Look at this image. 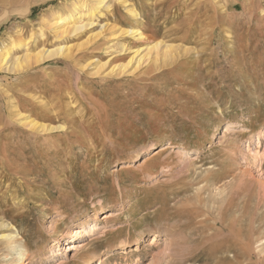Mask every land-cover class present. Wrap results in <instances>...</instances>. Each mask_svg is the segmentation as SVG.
Here are the masks:
<instances>
[{
  "label": "rangeland",
  "instance_id": "1",
  "mask_svg": "<svg viewBox=\"0 0 264 264\" xmlns=\"http://www.w3.org/2000/svg\"><path fill=\"white\" fill-rule=\"evenodd\" d=\"M70 1L0 0V47L69 50L0 68V264H264V0H107L58 38L41 19ZM156 41L170 60L110 72Z\"/></svg>",
  "mask_w": 264,
  "mask_h": 264
},
{
  "label": "bare ground",
  "instance_id": "2",
  "mask_svg": "<svg viewBox=\"0 0 264 264\" xmlns=\"http://www.w3.org/2000/svg\"><path fill=\"white\" fill-rule=\"evenodd\" d=\"M106 1L107 0H72L69 3H67L66 6L64 4V8H65L64 12H62L60 10H55L52 13H50V15L47 18H42L41 19V24H42L41 26L46 28L50 32H53L52 34H54L58 38H61V37L65 36V35H69V34L75 33L76 31H79V30L86 29V28L91 27L93 25V21H94L93 18L97 14H100V15L102 14L101 13L102 9H106V11H107L108 7L106 5ZM116 1L118 3H120V4H122V5L127 4V1H125V0H116ZM131 12H135V11H131ZM102 32L103 31L101 30L100 33H102ZM41 33H42V30H41ZM127 33H128L129 36H131V38L136 39L138 41H142L144 39L143 34L140 33V32L137 33V31L131 30V31H126L123 34H127ZM111 37L116 38V36H114V35L111 36ZM28 38H29L28 40H23L22 37H18L17 41H15L14 43L13 42L10 43L9 46L8 45H6V46L4 45L3 47H0V68H2L3 70H5L7 72H12L13 71L14 73L18 72V74H19V72L21 73L24 70L29 69L30 66L32 67V65L36 64L39 61L47 60V59H50V58H53V57H63V56H65L67 54V53L66 54H64V53L66 51H69L67 46L58 45V46H56V47H54L52 49H47L45 51L40 50L36 54L31 55L29 50H27V46H28L27 42L31 41L30 40L31 39V35H29ZM23 43L25 44V47H26L25 48V53L23 55H21V56L14 54V52H12V49L14 48L15 50H17L18 48L23 47L22 46ZM119 46H120V49L123 50L124 44L121 43ZM144 46H145L144 48H141V47H143V46H141V47L136 48L135 50L133 49V51L131 53V57H129L128 61L126 63H119V64L113 65V67H111V69H110V72H114V69H115L119 73H123V71H125V73H129V71L131 69L132 71H130V72L132 73L135 70H137L138 67H140L145 62H148V63L152 62L155 65L159 59H162V60L167 59V61H168V60H170L169 58L172 56V51L174 50L171 45L165 44L162 41H156L151 46H149L147 44L144 45ZM128 50H132V49H128ZM175 54H177V53H175ZM69 58L70 57H68L67 59H69ZM109 62H111V61H109ZM162 62L163 61H161V63ZM129 65H130V69H127L129 67ZM99 68H102V66L98 67V69ZM98 69H97L96 73L99 72ZM19 114H21V113H19ZM20 119L21 120L25 119L24 122H22V123H20L21 121L20 122L18 121L20 123V125H22L24 127H28V129H32V131H34V130L35 131L37 130V132H39V131H50V130L53 129V127L49 128V127H47V125L38 124L34 120H30V119L26 120L27 118H24L23 116H20ZM233 128H235V125L232 124V123H230V124L228 123L226 125V127H225L224 134L231 132ZM152 149L153 150L155 149L154 148V144H150L147 147H145L143 149V151H142L143 152L142 154H147ZM188 153L189 154L198 153V149H190V150H188ZM193 200H195V199L193 198ZM196 200H197V198H196ZM200 200L202 201V199H200ZM182 202H184V201H182ZM201 203L202 202H200V204ZM226 210H227V208H226ZM224 211H225V209H224ZM106 216L107 215H104L103 217L106 219L107 218ZM1 223H3V222H1ZM94 227H96V225H94V226L87 225V226H84V227L81 226V227H76V228H71V227L66 228L61 233V241L62 242H64V241L67 242L68 243L66 245V247H67V246H69L71 244V242L74 239L81 238L83 236H86L88 234L93 233V231H94L93 228ZM3 228H4V226H3ZM236 235H238V234H236ZM2 236H3V234H2ZM5 237L7 239L10 238L8 235L5 236ZM11 238H10V240H11ZM151 238H153V239L150 242V246L156 245L157 239H159V236L157 234H155ZM138 240H139V238L135 239V242H133V243L137 244ZM164 242L166 243L165 244L166 246H169L168 245L169 242H166L165 240H164ZM127 247H129V244L127 242H125V241H121L120 242V244H119V250L120 251L125 250ZM73 248L75 250L77 249V247H75V245H73ZM20 250H21L20 248H16L14 250V251L17 252L18 257H19V260H18L19 263L18 264H26L24 258L27 257V256H25V253L20 252ZM118 254H121V253H118ZM52 255H54V253H52ZM135 261H137V260H135ZM83 262H84V264H89L90 257L83 258ZM7 264H12V262L11 263H7ZM135 264H137V263H135Z\"/></svg>",
  "mask_w": 264,
  "mask_h": 264
}]
</instances>
